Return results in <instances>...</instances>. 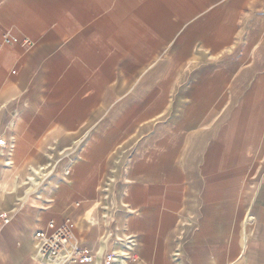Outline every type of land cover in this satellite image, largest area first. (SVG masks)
Listing matches in <instances>:
<instances>
[{"label":"crops","instance_id":"crops-1","mask_svg":"<svg viewBox=\"0 0 264 264\" xmlns=\"http://www.w3.org/2000/svg\"><path fill=\"white\" fill-rule=\"evenodd\" d=\"M0 136V264L66 217L65 264H264V0H0ZM38 145L77 159L14 208Z\"/></svg>","mask_w":264,"mask_h":264},{"label":"rangeland","instance_id":"rangeland-1","mask_svg":"<svg viewBox=\"0 0 264 264\" xmlns=\"http://www.w3.org/2000/svg\"><path fill=\"white\" fill-rule=\"evenodd\" d=\"M124 74H127V73H124ZM204 74L205 73L193 72V73H190V76H191V78H196V77L197 78H204ZM120 79H124V76H123V78H120ZM166 90H168V89H166ZM126 93L128 94V88H126V87H117L116 89H112V96L120 97V96L126 95ZM106 96H110L108 94V92L106 93ZM102 106H104V108H102V111H104V112H111V113H119L120 114V113H124V111H126L125 108L127 105L124 103H122V104L121 103H117V104L113 103V104H109L108 106L107 105H102ZM118 117H123V116H117V118ZM116 127L120 128V127H123V125H117ZM31 138L32 137H26V139H27L26 144L27 145L29 143L30 144L35 143L34 139L33 138L31 139ZM12 143L10 144V147L13 146ZM40 147H42L41 149H44V150H41ZM45 148H46V146H43V145L42 146L38 145L34 148L35 149L34 153H38V154H36L35 161L31 162L30 157H28L29 153H27L28 155H26L25 157H22L20 159V161L18 162V164L16 163L18 169L15 168L13 172H15L18 175V177H17V179L14 180V182L12 184L13 185L12 190L13 191H14V189H17V190L15 191L16 194L13 197H11V199H12L11 202H12V204H14V208L19 207L20 201L25 202V200L30 195L35 193L36 191H34V190L38 189V187L47 183V180H49L52 177V174H54L56 171H60L63 174V176L66 177L67 175L64 174L66 167L64 165H66V163H68L67 165L71 166V165H73L72 162H74L77 159V157H76L77 153L76 152L72 153L71 156H68L71 152L50 150L51 147H47L48 150ZM25 164H26V166H25ZM11 165L12 164H10L8 166V168H10ZM73 168H74V166L70 168L69 173L72 172ZM11 169H13V166L11 167ZM35 169L38 170V173L35 171ZM28 192H30V193L28 194ZM8 215H10V214H8ZM118 253H122V252L117 250V252H115V255L116 256L123 255V254L118 255ZM121 259H123V257H121ZM116 261H118V259H116L115 262ZM115 262H113L112 264H114ZM130 262H133V260L130 259L128 264ZM116 264H118V262H116Z\"/></svg>","mask_w":264,"mask_h":264},{"label":"built area","instance_id":"built-area-1","mask_svg":"<svg viewBox=\"0 0 264 264\" xmlns=\"http://www.w3.org/2000/svg\"><path fill=\"white\" fill-rule=\"evenodd\" d=\"M3 38L7 42L16 40L7 31L3 33ZM8 146L6 139L0 136V147ZM2 218L5 223L9 220L4 214ZM34 237L38 241L36 258L44 264L91 263L94 260L91 250L76 241L69 217L60 223L49 219L47 229L37 230ZM103 260L102 264H112L116 257L114 254H106ZM118 264H124L123 260L118 261Z\"/></svg>","mask_w":264,"mask_h":264},{"label":"bare ground","instance_id":"bare-ground-1","mask_svg":"<svg viewBox=\"0 0 264 264\" xmlns=\"http://www.w3.org/2000/svg\"><path fill=\"white\" fill-rule=\"evenodd\" d=\"M2 215V214H1ZM37 253V252H36Z\"/></svg>","mask_w":264,"mask_h":264}]
</instances>
